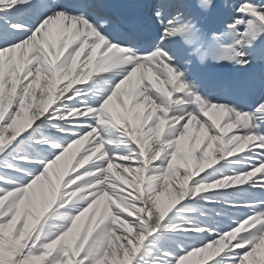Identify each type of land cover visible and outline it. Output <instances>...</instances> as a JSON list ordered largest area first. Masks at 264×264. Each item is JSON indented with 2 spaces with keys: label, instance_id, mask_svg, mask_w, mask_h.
I'll list each match as a JSON object with an SVG mask.
<instances>
[{
  "label": "snow or ice",
  "instance_id": "6c2138e0",
  "mask_svg": "<svg viewBox=\"0 0 264 264\" xmlns=\"http://www.w3.org/2000/svg\"><path fill=\"white\" fill-rule=\"evenodd\" d=\"M0 264H264V0H0Z\"/></svg>",
  "mask_w": 264,
  "mask_h": 264
}]
</instances>
